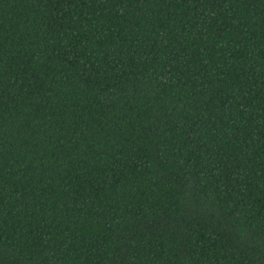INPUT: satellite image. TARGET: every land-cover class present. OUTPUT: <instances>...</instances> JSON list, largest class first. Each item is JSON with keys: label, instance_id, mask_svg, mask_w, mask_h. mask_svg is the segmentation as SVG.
Masks as SVG:
<instances>
[{"label": "trees", "instance_id": "trees-1", "mask_svg": "<svg viewBox=\"0 0 264 264\" xmlns=\"http://www.w3.org/2000/svg\"><path fill=\"white\" fill-rule=\"evenodd\" d=\"M0 264H264V0H0Z\"/></svg>", "mask_w": 264, "mask_h": 264}]
</instances>
